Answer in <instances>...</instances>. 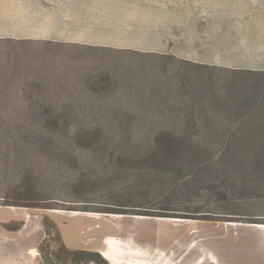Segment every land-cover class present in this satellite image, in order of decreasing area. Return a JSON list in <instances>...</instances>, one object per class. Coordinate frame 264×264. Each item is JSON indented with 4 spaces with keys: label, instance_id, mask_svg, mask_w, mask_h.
Here are the masks:
<instances>
[{
    "label": "rangeland",
    "instance_id": "obj_1",
    "mask_svg": "<svg viewBox=\"0 0 264 264\" xmlns=\"http://www.w3.org/2000/svg\"><path fill=\"white\" fill-rule=\"evenodd\" d=\"M162 1L194 27L264 14ZM29 48L0 41V264H110L94 228L131 243L126 264H152L160 235L193 241V264L233 239L264 264V56Z\"/></svg>",
    "mask_w": 264,
    "mask_h": 264
},
{
    "label": "crops",
    "instance_id": "obj_2",
    "mask_svg": "<svg viewBox=\"0 0 264 264\" xmlns=\"http://www.w3.org/2000/svg\"><path fill=\"white\" fill-rule=\"evenodd\" d=\"M234 1L248 9L255 5L256 12L264 13V0ZM165 4L162 0H0V41L23 42L32 51H120L185 59L204 51L216 56H264V14L199 17L195 19L200 26L194 27L192 15L182 19ZM147 23H154L151 34L144 30ZM194 35L200 41L194 42ZM91 233L98 240L94 248L110 264H126L123 261L138 257V252L124 247L131 243L111 244L116 235L110 229L94 228ZM64 234L68 238L70 233L65 230ZM161 237L153 245L157 257L152 264H193L189 249L193 241ZM229 242L217 253L216 264H241V249L251 255L254 248L250 244L242 248L235 239ZM132 244L138 245L136 241ZM162 251L172 254L165 263L160 261ZM183 254L184 259L178 261Z\"/></svg>",
    "mask_w": 264,
    "mask_h": 264
},
{
    "label": "bare ground",
    "instance_id": "obj_3",
    "mask_svg": "<svg viewBox=\"0 0 264 264\" xmlns=\"http://www.w3.org/2000/svg\"><path fill=\"white\" fill-rule=\"evenodd\" d=\"M30 254H31V256H32L33 258H35V257L38 255V254H37V252H36V251H34V250H33V251H31V253H30Z\"/></svg>",
    "mask_w": 264,
    "mask_h": 264
},
{
    "label": "trees",
    "instance_id": "obj_4",
    "mask_svg": "<svg viewBox=\"0 0 264 264\" xmlns=\"http://www.w3.org/2000/svg\"><path fill=\"white\" fill-rule=\"evenodd\" d=\"M142 216H150V215H142Z\"/></svg>",
    "mask_w": 264,
    "mask_h": 264
}]
</instances>
